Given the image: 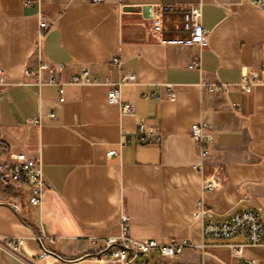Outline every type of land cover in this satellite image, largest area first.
Listing matches in <instances>:
<instances>
[{
    "label": "crops",
    "instance_id": "obj_1",
    "mask_svg": "<svg viewBox=\"0 0 264 264\" xmlns=\"http://www.w3.org/2000/svg\"><path fill=\"white\" fill-rule=\"evenodd\" d=\"M196 2L208 41L176 43L187 37L183 11ZM39 14L54 22L41 59L65 64L56 77L86 66L114 80L118 74L109 60L118 55L121 69L135 75V83L120 89L135 115L119 116L105 84L65 85L59 102L56 86L31 83L23 73L36 64ZM154 19L159 29L152 27ZM197 58L200 67H189ZM262 63L264 10L249 0H0V67L10 83L0 86V162L24 152L41 162L45 179L41 204L30 206L25 190L14 191L0 178V236L20 237L23 254L19 259L0 251V264H118L92 254L104 250L105 236L117 234L121 210L133 238H187L201 247H185L171 258L138 256L135 264H238L232 243L243 244L242 257L264 264V245L245 244L241 232L203 237L202 221L192 218L197 207L222 221L264 203ZM249 70L262 82L242 91L237 83ZM211 83L228 90L208 91ZM167 85L173 98L165 97ZM138 118L160 132L158 143L135 140ZM200 122L215 133L205 163L206 175L217 177L212 189L202 187L194 166L193 125ZM109 150L115 153L109 156ZM8 202L18 203L21 212ZM40 226L53 235L52 248L64 260L38 257L34 236Z\"/></svg>",
    "mask_w": 264,
    "mask_h": 264
},
{
    "label": "built area",
    "instance_id": "obj_2",
    "mask_svg": "<svg viewBox=\"0 0 264 264\" xmlns=\"http://www.w3.org/2000/svg\"><path fill=\"white\" fill-rule=\"evenodd\" d=\"M38 4L42 0H36ZM102 0H92V2L100 3ZM256 7L264 10V0H249ZM29 4L30 1H27ZM40 15L38 22L37 40L34 46V53L36 57V64L32 68H26L24 75L32 78L31 83L40 87L42 85H54L57 88L58 101L63 102V87L65 85H92L105 84L110 86L107 92V101L118 106L119 116L135 115L134 106L130 103L124 102L120 98V89L123 85L135 83V75L129 71L121 69V61L118 55H113L109 62L113 70L118 74L116 79H111L108 76L97 77L93 75L86 66L70 74L67 78H57L56 75H61L65 64L64 63H49L41 59V46L43 38L50 27L54 24L45 16ZM182 29L187 33L186 38L174 40L176 43L196 44L202 46L208 41V31L202 28L200 23L201 18V3H191L187 9L183 11ZM160 20H152V27L156 30L160 28ZM166 41V40H165ZM170 42V41H166ZM189 67H200V59L192 61ZM261 71L264 70V63L261 64ZM46 74V77H43ZM257 71L249 70L241 74V78L237 86L242 91H250V89L261 83ZM10 84L0 67V86ZM208 91H227L228 85L223 83H211L207 87ZM152 95L161 99L162 95L153 92ZM149 93L143 94L144 98H148ZM166 98H173L174 92L170 85H167ZM53 116V112H50ZM193 133L198 141V163L195 168L202 176V187L204 189H212L217 185L216 175H206V161L210 158L209 146L215 141V133L210 129L207 122H200L193 125ZM129 135V134H126ZM136 141L158 143L161 137L160 132L151 127L143 118H138L136 121V130L131 134ZM128 139V138H127ZM126 140V139H125ZM125 141L121 142V145ZM114 150H109L107 155H113ZM0 178L6 186L11 187L14 191L25 190L27 205L39 206L42 202L43 192L45 188V179L41 170V162L34 159L24 152H19L14 155L11 160L0 162ZM9 206L15 212H21L22 207L16 202H8ZM264 216V203L254 207H248L239 210L222 221H217L213 218L210 211L202 207H197L193 213L194 220L202 221L201 234L203 237H218L227 239L237 233H243L244 243L249 245H264V223L262 217ZM129 217L121 210L118 217V232L115 235H108L104 237V250L93 251L95 257L103 261L114 262L118 264H135V259L138 256H148L151 253H157L161 257L171 258L179 253L185 247H194L201 250V247L194 245L189 239L184 238L180 241L170 238L164 242H158L153 239H136L130 236L128 232ZM39 253L38 257L55 256L60 260L64 258L57 253L52 245L54 243L53 235L47 233L42 226L39 227V232L35 234ZM95 236L91 237L94 243ZM241 243L228 244L233 253L237 255L238 264H257L254 258H244L240 255ZM22 239L20 237L0 236V251L11 254L19 259L23 258L21 251Z\"/></svg>",
    "mask_w": 264,
    "mask_h": 264
}]
</instances>
